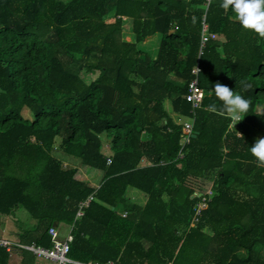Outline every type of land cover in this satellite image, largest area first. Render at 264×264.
Masks as SVG:
<instances>
[{
	"label": "trees",
	"instance_id": "obj_1",
	"mask_svg": "<svg viewBox=\"0 0 264 264\" xmlns=\"http://www.w3.org/2000/svg\"><path fill=\"white\" fill-rule=\"evenodd\" d=\"M221 3L0 0V216L28 214L17 243L48 247V228L71 224L91 195L71 231L72 261L264 264V168L250 153L264 138V39ZM202 26L213 38L201 47ZM155 35L153 54L139 48ZM193 79L204 96L195 137L180 149L176 118L191 117ZM217 82L250 101L234 127ZM56 139L58 151L102 173L96 188L52 156ZM203 181L210 191L195 215ZM0 264L33 259L0 248Z\"/></svg>",
	"mask_w": 264,
	"mask_h": 264
},
{
	"label": "built area",
	"instance_id": "obj_2",
	"mask_svg": "<svg viewBox=\"0 0 264 264\" xmlns=\"http://www.w3.org/2000/svg\"><path fill=\"white\" fill-rule=\"evenodd\" d=\"M208 0H204V6L207 7ZM213 34H209L205 32V27L202 26L201 36H200V45L201 47L207 41V39H212ZM197 69L192 70V74H196ZM204 94L198 89L196 84V79H193L187 86V92L185 95V102H188L191 107V117L186 118L183 122L179 123L181 126V138H180V149L186 146L193 134V110L198 109L200 107L201 99L203 98ZM182 155L180 151L178 152V157L180 158ZM111 154L108 156H104L105 164L108 165L111 160ZM207 189V188H206ZM203 192H196L194 191L193 195L196 196L198 199L195 205V215L199 212L200 209L204 207V201L206 196L209 194V189ZM92 201V196H87L83 201L79 202L76 205V211L73 216L72 223L68 226V232L60 237L56 231V228L50 227L48 228L46 234L49 237L50 245L48 247H43L40 245L30 244L28 246L21 245L17 242H12L7 239H4L0 236V248H3L7 253L12 252L13 249H23L27 251L32 258L34 259L35 263L37 264H117V261H106L102 263L88 261L85 263L74 262L68 258L69 246L72 241V234L71 231L74 228V222L78 220L82 216L83 209L87 207L89 202ZM125 214H122L124 217Z\"/></svg>",
	"mask_w": 264,
	"mask_h": 264
},
{
	"label": "clouds",
	"instance_id": "obj_3",
	"mask_svg": "<svg viewBox=\"0 0 264 264\" xmlns=\"http://www.w3.org/2000/svg\"><path fill=\"white\" fill-rule=\"evenodd\" d=\"M208 3L210 4L211 0H208ZM220 7L225 12L231 10L243 30L264 39V0H222ZM243 87L246 89L250 86L245 84ZM213 90L223 106L222 112L227 114L234 127L248 114L250 101L219 82L215 83ZM210 107L215 111L214 105ZM250 153L256 166L264 168V138L255 141L250 147Z\"/></svg>",
	"mask_w": 264,
	"mask_h": 264
},
{
	"label": "rangeland",
	"instance_id": "obj_4",
	"mask_svg": "<svg viewBox=\"0 0 264 264\" xmlns=\"http://www.w3.org/2000/svg\"><path fill=\"white\" fill-rule=\"evenodd\" d=\"M121 30H122L121 31V39L123 41H125V40H127V38H126L128 36L127 33H129V30H128V21H125L123 23V26L121 27ZM147 42L148 43H146L145 45L140 46L139 48L147 49L151 54H153L154 51L153 50L152 51L150 50L151 48H153L151 46V45H153V43H152V41H150L151 43L149 41H147ZM156 44H157V42H156ZM260 110L261 111L264 110V106L261 107ZM57 144H58V139L55 140L54 148H53V151L51 152L52 156L55 157V158H57L58 160H61L62 162L64 161L63 160L64 158L69 159L70 160L69 161V164H72V165L75 164L74 161H77V160L76 159H73V158H71L69 156H65L61 151H58L56 149ZM100 152L103 155L106 154V153H110V149H109V138H107L106 135H104V134H101L100 135ZM75 166H78V165L76 164ZM82 173H83V171H82ZM91 173L94 174V172H91ZM95 174H97V173H95ZM83 175L84 176L86 175L85 172L83 173ZM83 175L82 174H79V172H78V174L76 173L75 178L76 179H81V178L84 177ZM86 176H88V175H86ZM89 176H88V178H89ZM190 184L193 187H195L192 183H190ZM196 184L199 185V186H196L195 189H194L196 192H203V191H205L204 189H206V188L208 189L209 186H210V183L207 182V181H203V182L196 183ZM14 217L15 218H18L20 220L22 219L20 217V215L18 216V214H15ZM20 225H19V222L11 221L9 217L7 218L5 216H0V236L5 237V238H8V239L10 237L11 238H13V237L15 238V234H16V232L18 230L17 227L21 228ZM65 233H66V229L65 228H61V230L59 231V236H62ZM10 240H12V239H10ZM143 247L146 248L147 247V243H143ZM15 262H16V258L15 257H12V258H10V260H9L8 263H15ZM33 262H35L34 259H33ZM33 264H37V263H33Z\"/></svg>",
	"mask_w": 264,
	"mask_h": 264
},
{
	"label": "crops",
	"instance_id": "obj_5",
	"mask_svg": "<svg viewBox=\"0 0 264 264\" xmlns=\"http://www.w3.org/2000/svg\"><path fill=\"white\" fill-rule=\"evenodd\" d=\"M128 34V36L126 37L127 38V40H125V42H130V40H131V35H130V33H127ZM149 42L150 41H152V43H153V45H151L153 48H151L150 50L152 51H155V48H156V42L158 41V35H155L154 37H152L151 39H149L148 40ZM146 43H148L147 41L146 42H144V43H142L141 45H145ZM151 43V42H150ZM176 120H177V122L178 123H181V122H183L185 119H179V118H176ZM111 154V152L110 153H106V154H104V156H108V155H110ZM72 158V157H71ZM74 159V158H73ZM64 161L62 162L64 165H68V166H75L78 162H76V161H74L75 162V164H69V159H66V158H64L63 159ZM76 168H77V174H78V172H79V174H82L83 175V173L85 172V174L86 175H90L89 176V178H88V176H84L83 178H81V179H77V180H79V181H84V182H86L90 187H92V188H96L98 185H99V182H100V180L102 179V173L101 172H99V171H96V170H91V169H89V168H87V167H85V166H75ZM82 171H83V173H82ZM91 172H94V174H92ZM89 173V174H88ZM95 173H97V174H95ZM100 175V176H99ZM93 176V177H92ZM15 214H18V216L20 215V217L22 218L21 220L20 219H18V218H16L17 219V222H19V225L23 228V227H29L30 226V218H29V216H28V214L25 212V211H23L22 209H17L15 212H14V216H15ZM121 216H122V214H121ZM55 224V223H54ZM70 225V224H69ZM69 225H67V224H64V223H57L56 224V231H57V233H58V235H59V231L61 230V228H65L66 229V233L68 232V226ZM65 233V234H66ZM64 234V235H65ZM64 235H62V236H64ZM62 236H60V237H62ZM4 239H7V240H9V241H12V242H16V240H15V238L13 237V238H5V237H3ZM10 239H12V240H10ZM14 255V254H13ZM15 255H17L16 253H15ZM30 255V254H29ZM31 256V255H30ZM32 257V256H31ZM33 259V258H32ZM117 261V260H116ZM19 262V258H16V263H18ZM75 262V261H74ZM88 262V261H87ZM33 263H35V262H33ZM79 263H82V262H79ZM85 263V262H84Z\"/></svg>",
	"mask_w": 264,
	"mask_h": 264
},
{
	"label": "water",
	"instance_id": "obj_6",
	"mask_svg": "<svg viewBox=\"0 0 264 264\" xmlns=\"http://www.w3.org/2000/svg\"><path fill=\"white\" fill-rule=\"evenodd\" d=\"M194 137H195V133L192 134L191 138H194ZM52 227L55 228V227H56V224L53 223V224H52Z\"/></svg>",
	"mask_w": 264,
	"mask_h": 264
}]
</instances>
